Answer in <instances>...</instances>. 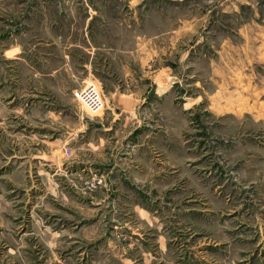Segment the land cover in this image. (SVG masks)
Instances as JSON below:
<instances>
[{"label": "rangeland", "instance_id": "374dc122", "mask_svg": "<svg viewBox=\"0 0 264 264\" xmlns=\"http://www.w3.org/2000/svg\"><path fill=\"white\" fill-rule=\"evenodd\" d=\"M67 10L79 23L108 18V38L124 35L128 92L143 111L167 91L184 106L182 136L196 158L175 166L184 168L179 183L146 188L147 198L130 187V196L122 170L94 163L100 148L88 142L121 134L132 110L115 115L116 57L93 71L77 47L66 63L48 61L72 70L71 79H49L48 57L13 54L39 35L33 15ZM88 81L104 98L96 114L73 94ZM146 123L141 130L154 126ZM169 214L179 264H264V0H0V264H144L134 257L150 253L146 229L130 230L146 225L145 215ZM157 250L168 260L169 248Z\"/></svg>", "mask_w": 264, "mask_h": 264}, {"label": "crops", "instance_id": "0c3cea01", "mask_svg": "<svg viewBox=\"0 0 264 264\" xmlns=\"http://www.w3.org/2000/svg\"><path fill=\"white\" fill-rule=\"evenodd\" d=\"M67 14L68 10L59 17L33 15L28 21L29 24L36 25L32 27V29L39 32V35L36 34V40L30 45L28 44L29 46H24L23 43L14 46L13 48H15V50L13 54H18V57H20V54L28 53L27 51H32L34 49L35 52H40L44 57H48V59H45L46 63L43 64V71L45 70L43 74L44 76H48L49 79L51 77L56 78L57 73L60 74L61 72L67 74L68 77H70L69 79H71L70 75L73 72L72 70L70 71L66 66H61L63 63L51 67L48 61L52 56H59L63 57V61L66 63L68 60L67 57L76 54L75 51L77 47H83L84 50L90 53V67L93 71H98L99 66H104V57L108 55L116 57L117 66L123 74L119 75L118 82L114 83L116 85L113 86L116 88L119 84L122 85L121 90H114L116 91V97H113L112 101L116 107V111H118L115 115H118L120 110H126L123 107H132V110H126V112L129 111L128 114L126 113V117L129 121L124 123V125L126 124L128 128L126 127L121 134H116V131L112 134H108L110 132H105L109 139L106 140L105 138L102 139L99 137L97 138L96 144L93 143V141L88 142L89 146H97L100 148L98 157L94 163L101 165L107 161L108 165L111 167L108 172L113 171L114 168L122 170L124 174L123 180L126 182V185H129L126 187L131 193L130 196H134V190L137 189L140 194H143V196L147 198L144 192L148 191L154 194L155 191L156 193L159 191L157 187L160 185L165 184L170 187V185L174 184L176 181L179 183L178 180L182 178L181 175H183L182 171L184 168H181L182 171L180 172L175 166H178L181 161L185 162L188 159L195 160L196 158L194 144L189 145L190 143L187 142L190 138L183 139L182 136V134H184L182 130L187 129V120L186 117H184L185 113L183 111L184 106H176L175 103H173L175 96L171 95L170 91H167L163 94L164 98H157L160 99V101L158 106H154L153 111H143L141 109L142 107L140 108L139 106L141 105V101L137 102L140 98L139 95L130 91L128 92L129 80L126 77V73L130 71L131 63L129 40H127L128 44L125 45L124 35H122V37L108 38V33H105L103 27V25L107 23L108 18L90 15L85 17V21L79 23L80 20H83L82 18ZM90 18L92 20L90 31H84ZM78 24L80 26L77 27ZM113 39L116 40L117 43H115ZM110 40H113V43L109 42ZM100 57L102 58L100 59ZM75 79L76 75L74 74V76H72L74 83ZM51 85L60 87V84H52L50 81L49 86ZM62 85L65 87L69 86L66 81ZM194 105L195 103L192 107H194ZM224 109L226 108L224 107ZM236 118H240V115H237ZM144 120L147 121V125L148 120L153 121L154 126L141 130L140 128L144 125ZM159 120L161 121L158 122ZM112 136H116V138L110 140ZM103 144L105 145L102 146ZM154 149L158 151H154ZM177 152H180V154H177ZM142 185H145V188H142ZM130 187H134L135 189L131 190ZM116 189L117 187L115 186L113 191ZM156 196L159 195H155V197ZM166 197L173 198L171 193L166 195ZM177 197L176 195L175 198ZM150 198L152 199V197ZM174 203L177 204L178 202ZM172 216L173 215L169 214L159 218L153 215L149 219L148 215H145L148 223L146 225L139 224V226L136 227L138 230H130L131 233L138 234L140 231L144 232L145 228V232L147 233V236L142 239V245L146 247L144 248L145 250H149L150 257L144 254L139 258L134 257L135 260L141 259L139 262L144 264L180 263V254L177 251L176 245L173 244V240L179 238V227L173 224ZM166 241H168V243H165ZM157 248H159V250H164V252L169 248V250H167L170 253V256L167 257L168 260H164L161 251H158ZM127 264H129V262Z\"/></svg>", "mask_w": 264, "mask_h": 264}, {"label": "built area", "instance_id": "2783aa9c", "mask_svg": "<svg viewBox=\"0 0 264 264\" xmlns=\"http://www.w3.org/2000/svg\"><path fill=\"white\" fill-rule=\"evenodd\" d=\"M73 94L93 114L104 108L103 95L98 89V84L93 81L85 82L81 87L75 88Z\"/></svg>", "mask_w": 264, "mask_h": 264}, {"label": "water", "instance_id": "95a60500", "mask_svg": "<svg viewBox=\"0 0 264 264\" xmlns=\"http://www.w3.org/2000/svg\"><path fill=\"white\" fill-rule=\"evenodd\" d=\"M155 88V85L152 87V90Z\"/></svg>", "mask_w": 264, "mask_h": 264}]
</instances>
